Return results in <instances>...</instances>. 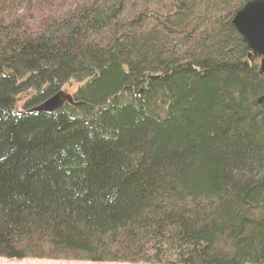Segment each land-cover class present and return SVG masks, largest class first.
<instances>
[{
	"label": "trees",
	"instance_id": "16d2710c",
	"mask_svg": "<svg viewBox=\"0 0 264 264\" xmlns=\"http://www.w3.org/2000/svg\"><path fill=\"white\" fill-rule=\"evenodd\" d=\"M246 1L0 0V257L264 264Z\"/></svg>",
	"mask_w": 264,
	"mask_h": 264
},
{
	"label": "water",
	"instance_id": "95a60500",
	"mask_svg": "<svg viewBox=\"0 0 264 264\" xmlns=\"http://www.w3.org/2000/svg\"><path fill=\"white\" fill-rule=\"evenodd\" d=\"M232 25L241 36L248 57L252 54L260 56V72L264 73V0H248L234 14ZM263 96L257 102L261 104ZM65 103L79 104L72 93L60 89L30 108V112H51L61 108Z\"/></svg>",
	"mask_w": 264,
	"mask_h": 264
},
{
	"label": "rangeland",
	"instance_id": "374dc122",
	"mask_svg": "<svg viewBox=\"0 0 264 264\" xmlns=\"http://www.w3.org/2000/svg\"><path fill=\"white\" fill-rule=\"evenodd\" d=\"M245 44V43H244ZM71 92V90H68ZM0 264H148L141 262H96L73 259H46V258H23V259H9L0 257Z\"/></svg>",
	"mask_w": 264,
	"mask_h": 264
}]
</instances>
